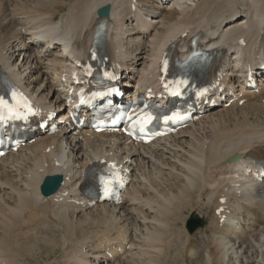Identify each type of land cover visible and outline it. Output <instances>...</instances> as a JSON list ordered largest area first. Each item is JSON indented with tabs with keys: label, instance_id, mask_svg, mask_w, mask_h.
<instances>
[{
	"label": "bare ground",
	"instance_id": "6f19581e",
	"mask_svg": "<svg viewBox=\"0 0 264 264\" xmlns=\"http://www.w3.org/2000/svg\"><path fill=\"white\" fill-rule=\"evenodd\" d=\"M36 1L33 7H27L22 0L0 1V72L26 86L40 100L49 94L39 91L44 85L54 91V81L44 71L54 74L70 56L87 53L100 22L106 25L105 44L111 56L126 64L124 71L134 72L131 77L143 80L154 74L151 65L162 51L183 47L194 36L200 38L199 45L209 46L206 53L220 54L230 77L234 76L231 60L240 55L238 52L242 54L236 46L241 39L246 42L245 51L264 49V0H195L181 11L162 8L152 14L158 15L155 23H144L145 36L127 28L134 15L129 10L131 0H71L68 4L66 0ZM139 2L148 8L145 2ZM55 5L65 6L66 10L56 22L54 11L48 8ZM8 6L5 14L3 8ZM102 8L109 10L106 19L98 17ZM18 16L21 19L17 20ZM36 35L41 42H35ZM133 36L137 37L135 43L130 42ZM52 41L57 46L68 44V56L44 60L33 52L36 45ZM133 44L137 48L133 49ZM20 52L29 55L16 65L13 58ZM29 75L31 83L25 85ZM39 82L41 87L36 86ZM245 100L242 108H220L196 125L148 148H122L111 139L87 145L53 137L42 138L28 146L25 153L1 160L0 264H21L26 260L38 264V257L44 256L43 248L53 254L61 251L56 264H169L174 253L173 264H192L197 259L204 264H231L236 256L246 261L245 252L243 257L237 251L240 247L251 248L245 234L254 241L264 235V195L256 192L260 189L253 186L254 171L246 162L251 157L262 160L264 112L260 111L264 109L254 106L250 95ZM47 149L50 151L46 154ZM61 151L65 156L57 158ZM232 155H238V163L227 162ZM99 159L136 163L134 182L125 194L124 212L141 221L145 229L142 239L130 224L127 227L129 222L122 226L121 218L105 205L95 207L94 216L85 206L67 203L77 196L82 170ZM52 175H60L64 184L55 197L44 201L38 189L44 177ZM242 176L246 178L241 180ZM59 198L64 201H56ZM220 198H225L224 206L231 208L222 223L214 215ZM193 199L197 215L210 220L199 241L205 260L197 245L189 257L186 249L195 244L194 238L185 236L181 241L179 230L163 218L175 217L174 211L181 208V203ZM146 210L162 218L146 219ZM123 243H127L128 250L118 255L114 246Z\"/></svg>",
	"mask_w": 264,
	"mask_h": 264
},
{
	"label": "rangeland",
	"instance_id": "374dc122",
	"mask_svg": "<svg viewBox=\"0 0 264 264\" xmlns=\"http://www.w3.org/2000/svg\"><path fill=\"white\" fill-rule=\"evenodd\" d=\"M1 1V0H0ZM69 1H71V0H66V3L65 4H68L69 3ZM195 2V0H174V1H172V8H176L178 11H181V10H183L184 8H186L187 6H192L193 4H194V2ZM22 2L23 3H25L26 5H28L27 7H33L36 3H37V1L36 0H22ZM188 3V4H187ZM187 4V5H186ZM58 6V5H57ZM48 8H51L52 9V11H55V16L57 17L58 16V14L59 15H61L62 13H64L66 10H65V6H62V7H56V5L54 6V7H48ZM62 8H63V10H62ZM59 9H60V11H59ZM171 9V8H170ZM3 12L5 13V14H7L9 11H8V8H3ZM3 13V14H4ZM19 19H21V16L20 17H18ZM19 19H17V20H19ZM27 57V56H26ZM23 58V57H22ZM15 59V58H14ZM26 60V59H25ZM22 61V60H21ZM20 62V60H19V58H17L16 59V62L15 63H19ZM29 77H30V75H29ZM35 88H37V87H35ZM218 113V112H217ZM241 180H244L246 177L245 176H242V177H239ZM163 188H164V186H163ZM166 194V195H165ZM164 195L165 196H167V193H164ZM168 197V196H167ZM190 202H192V204L191 205H189V204H187V205H185V202H183L182 204V206H184V210H182L181 211V213H178L179 211H180V209H177L176 211H174V212H177V214H178V216H177V214H176V216L175 217H163L164 218V222H169L168 220H174L175 222H174V225H175V227L177 226V230H179L178 232H186L185 231V224L183 223V222H186V220L188 219V216L190 215V214H193V213H195L196 212V206H195V208H194V200L192 201H190ZM105 207H108L110 210H111V207H109V206H106L105 205ZM194 209H195V211H194ZM116 212V214H118L117 212H118V210H116L115 211ZM146 213H145V216H146V219H154V218H156V219H160V218H162V217H160L159 215H155V214H153L151 211H145ZM186 212V213H185ZM197 213V212H196ZM96 213H94V215H95ZM126 214V213H125ZM118 216H121V212L118 214ZM180 216V217H179ZM127 217V216H126ZM78 218H83V217H81V215H79L78 216ZM121 218V217H120ZM129 218H134V217H131V216H129L128 217V219ZM169 218H171V219H169ZM135 219V218H134ZM127 220V219H126ZM136 222H139V221H136ZM125 223H127V221L125 222ZM130 223V222H129ZM129 223H127V227H128V225H129ZM169 223H171V222H169ZM173 224V223H172ZM132 226H133V228L135 229V231L133 230V232H135L136 233V236L138 237V239H142L143 237H144V235H145V229H144V227L142 226V225H140V224H138V223H134V224H132ZM207 226V225H206ZM131 229H133L131 226H129ZM183 229V230H182ZM144 232V233H143ZM134 233V234H135ZM144 234V235H143ZM197 234H199V236H196L197 238H199L200 237V235H201V237H202V230H200V231H198V233ZM246 236V235H245ZM183 234L181 235V240H183ZM185 237V236H184ZM189 237V236H188ZM190 238H192L193 239V237H190ZM249 240V242L251 243V248H247V249H245V248H242V247H240L239 249H237V251H240L241 252V254L243 255V257H244V252H245V257H247V259H246V261H244L243 260V262L241 261V257L240 256H236V258H234L231 262V264H236L237 262V264H245V262H248V263H246V264H264V246L262 247V245H264V235L263 236H260L256 241H254V239L253 238H250V239H248ZM199 241H201V238H199ZM199 246H200V242H199ZM199 246H197L198 248H199ZM239 247V245L238 244H236V247ZM262 247V248H261ZM200 248H201V246H200ZM43 252H44V256L43 257H38V259L36 260L37 261V263L38 264H56V261L55 260H57L58 259V257H60V255H61V251L58 249L57 250V252L55 253V254H53L52 252H51V250L50 249H44L43 248ZM255 251V252H254ZM42 252V253H43ZM49 252H51V253H49ZM258 252V253H257ZM204 253V252H203ZM47 254V255H46ZM46 255V256H45ZM204 255H205V253H204ZM47 256H49V258H46ZM176 257V255H175V253L173 254V255H171V258L169 259V261H170V263L169 264H173L172 263V261L175 259V257ZM189 257L191 256V253L188 255ZM205 257H206V255L205 256H203V258H204V260H205ZM57 258V259H56ZM239 258V259H238ZM193 259H195V257L193 258ZM237 259V260H236ZM249 260V261H248ZM202 260H200L199 261V259H197V260H195V263L194 264H204V263H202L201 262ZM234 261V262H233ZM241 261V262H240ZM26 262V263H25ZM55 262V263H54ZM22 263H24V264H36V263H33V262H28V260H26V261H24V262H22ZM21 263V264H22ZM180 264H183V263H180Z\"/></svg>",
	"mask_w": 264,
	"mask_h": 264
},
{
	"label": "snow or ice",
	"instance_id": "6c2138e0",
	"mask_svg": "<svg viewBox=\"0 0 264 264\" xmlns=\"http://www.w3.org/2000/svg\"><path fill=\"white\" fill-rule=\"evenodd\" d=\"M174 94H178V93H174ZM13 96L15 97V94H13ZM23 106L28 107L26 102L24 103ZM0 109H6L9 113H13L15 111L12 107L9 106L8 102L3 97H0ZM30 110L31 109L29 107V111ZM178 118H179V114L177 113L171 117H165V122H167L170 119L175 121ZM129 119L131 120L132 117L129 116ZM153 119H154V117L150 113L144 114V115H141L140 117H138V119L136 120V123L140 124L141 128L143 129V126L150 124L153 121ZM100 181L105 186V191L107 192V187H108L109 182L107 180H105L104 177H101Z\"/></svg>",
	"mask_w": 264,
	"mask_h": 264
},
{
	"label": "water",
	"instance_id": "95a60500",
	"mask_svg": "<svg viewBox=\"0 0 264 264\" xmlns=\"http://www.w3.org/2000/svg\"><path fill=\"white\" fill-rule=\"evenodd\" d=\"M104 14H106V12H104Z\"/></svg>",
	"mask_w": 264,
	"mask_h": 264
}]
</instances>
